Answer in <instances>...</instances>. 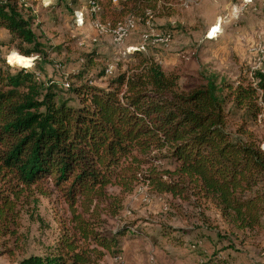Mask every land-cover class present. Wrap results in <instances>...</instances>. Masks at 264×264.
I'll use <instances>...</instances> for the list:
<instances>
[{
    "label": "trees",
    "instance_id": "trees-1",
    "mask_svg": "<svg viewBox=\"0 0 264 264\" xmlns=\"http://www.w3.org/2000/svg\"><path fill=\"white\" fill-rule=\"evenodd\" d=\"M116 1L87 0V5L112 27L128 16L151 20L168 0ZM23 4L0 0V29L9 35L0 45L45 60L49 50L59 48L46 50L32 27L36 15ZM93 57L88 54V61ZM135 58L128 69L112 73L104 88L84 80L82 71L67 76L76 82L64 87L62 81L44 79L38 59L37 71H13L2 60L0 241L17 246L22 215L42 220L36 214L40 196L57 193L68 211L53 249L22 255L16 264H102L106 254L120 253L119 237L131 225L110 230L107 223L123 210L121 194L137 185L209 200L240 231L262 227L264 150L245 121L255 122L260 112L264 73L255 70L251 79L219 83L217 74H209L182 87L179 76L165 72L153 58ZM227 103L243 112L235 135L227 129ZM163 161L173 169L162 168ZM175 232L164 227L158 235L174 248L186 246ZM148 239L157 244L156 235ZM5 252L13 254L14 248Z\"/></svg>",
    "mask_w": 264,
    "mask_h": 264
},
{
    "label": "rangeland",
    "instance_id": "rangeland-1",
    "mask_svg": "<svg viewBox=\"0 0 264 264\" xmlns=\"http://www.w3.org/2000/svg\"><path fill=\"white\" fill-rule=\"evenodd\" d=\"M23 1V7L36 15L32 27L47 46L46 50L51 46L59 49L55 52L49 50L45 60L31 56V65L25 68L12 60L13 49L0 45V64L4 60L13 71L20 68L37 71L34 62L38 59L37 65L45 80L52 78L64 82L67 76L82 71L84 80L89 79L91 85L104 88L112 73L128 69L135 63L136 54L151 57L165 72L177 74L182 87L203 82L209 74L219 76L217 83L251 79L252 71L258 70L255 59L249 61L241 50L232 48V44L223 38L234 34L235 25L240 22L223 27V19L218 20V16L222 18V14H227L229 1L232 3L230 9H233L241 4V0H168L161 8L157 6L160 11L153 14L151 20H138L120 45L112 41L109 32L96 37L93 24L101 18L98 11L91 12L87 0H77L76 5L70 4L69 0ZM77 14L82 24L74 21ZM218 22L221 23V33L213 36L214 39L205 38L207 30ZM148 33L151 36L147 44L135 46ZM164 33L170 34L167 47L155 44L153 40L156 34ZM8 38L7 31L0 29V42ZM126 48L130 49L127 51ZM90 53L94 57L89 62L87 55ZM263 59L264 56H257L258 61ZM104 68L110 70L105 72L106 75H103ZM258 93L261 95L260 91ZM76 101L71 104L76 105ZM258 103L260 112L256 121L247 119L245 122L264 150V99L261 97ZM225 110L227 129L235 135L236 129L244 122L243 112L234 109L230 103L225 105ZM160 166L173 169L174 165L163 161ZM109 191L120 193L115 188ZM187 196L182 199L168 193H154L144 185L121 194L123 210L109 219L107 227L115 230L119 226L131 225L129 231L137 233L134 236L128 231L119 237L121 252L106 254L102 264H264V223L257 231H240L222 217L219 208L211 201L190 192ZM36 207V214L42 220L22 215L17 246L11 241L4 245L0 241V264H16L22 255L44 254L56 245L61 234L60 221L68 217L66 206L53 192L48 197L40 196ZM164 227L181 235L186 246L174 248L167 239L159 236V229ZM155 235L156 245L148 239ZM7 247L14 248V253L5 252Z\"/></svg>",
    "mask_w": 264,
    "mask_h": 264
},
{
    "label": "crops",
    "instance_id": "crops-1",
    "mask_svg": "<svg viewBox=\"0 0 264 264\" xmlns=\"http://www.w3.org/2000/svg\"><path fill=\"white\" fill-rule=\"evenodd\" d=\"M252 2L253 0L245 1L247 6L243 10H240L242 3L230 9L229 4L232 5V3L229 1L227 4V14L225 16L222 14V18L218 16V20L221 22V19H223V27H226L231 22L234 24L240 22L239 25H235L234 34H225L226 36L223 38L226 43L232 44V48L241 50L249 61L255 59V67L264 73V59L261 60L262 62L258 61L257 57L251 53L250 47H247L249 43L255 42L254 44H256L264 37V0H254ZM216 24L221 23L218 22ZM216 24L212 25L209 29L214 28ZM217 34L216 28L209 30V39H214L217 37Z\"/></svg>",
    "mask_w": 264,
    "mask_h": 264
},
{
    "label": "bare ground",
    "instance_id": "bare-ground-1",
    "mask_svg": "<svg viewBox=\"0 0 264 264\" xmlns=\"http://www.w3.org/2000/svg\"><path fill=\"white\" fill-rule=\"evenodd\" d=\"M246 6H247V4L245 3L242 10ZM137 22L138 21L136 18H134L132 16H128V17L124 18L122 22L117 23L116 25H114L112 27H109V26L101 23L98 20L93 24V27H95L94 29L97 32L96 37H99V35L101 36L104 33L109 32L112 36L113 42H114V37H123V42H124L125 38L128 36L129 31L136 25ZM150 36H151V34H149V33L143 35L142 38L144 40V44H147V40L149 39ZM155 36L157 37V34ZM160 37H163V45H165V47H167L166 45H168L169 41H170V34H168V33L160 34ZM153 40L155 41L156 38ZM259 40H260V38H259ZM93 41H96V39L94 38ZM260 42H264V37L262 38V40H260ZM11 57H12V60H14L16 63H18L22 66L29 67L31 65V61L29 58L21 56L15 52L12 53ZM105 72L109 73L110 70L106 69ZM68 83L69 82L65 78L64 82H62V86L68 87V85H69Z\"/></svg>",
    "mask_w": 264,
    "mask_h": 264
},
{
    "label": "built area",
    "instance_id": "built-area-1",
    "mask_svg": "<svg viewBox=\"0 0 264 264\" xmlns=\"http://www.w3.org/2000/svg\"><path fill=\"white\" fill-rule=\"evenodd\" d=\"M111 1H115V0H111ZM245 1H248V0H241V7H240V10H242V8L244 7L245 5ZM78 25L79 24H82V19H79V14L76 15L75 17V20H74ZM95 28V27H94ZM214 28H216V31H218V34L221 33V28H220V24H216L214 26ZM214 28L212 29H208L207 32L205 33V37H207V39H209V30H213ZM155 44H163V37H160V34H157V37H156V40L154 41ZM114 43L115 44H123V37H114ZM139 44H144V40L142 38V40L135 46H138ZM133 46V47H135ZM128 49L130 48H126V50L128 51ZM250 51L253 55H255L256 57L257 56H264V42H257L256 44H254L253 46L250 47ZM255 57V58H256Z\"/></svg>",
    "mask_w": 264,
    "mask_h": 264
}]
</instances>
